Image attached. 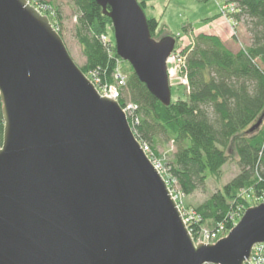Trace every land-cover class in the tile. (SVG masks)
<instances>
[{"label": "water", "instance_id": "1", "mask_svg": "<svg viewBox=\"0 0 264 264\" xmlns=\"http://www.w3.org/2000/svg\"><path fill=\"white\" fill-rule=\"evenodd\" d=\"M95 2L118 57L169 107L176 38L153 39L137 0ZM0 96V264H248L264 244V203L216 244L195 243L122 106L27 0H0Z\"/></svg>", "mask_w": 264, "mask_h": 264}, {"label": "trees", "instance_id": "2", "mask_svg": "<svg viewBox=\"0 0 264 264\" xmlns=\"http://www.w3.org/2000/svg\"><path fill=\"white\" fill-rule=\"evenodd\" d=\"M72 1L78 11L77 37L86 59L80 69L88 78L95 75L102 86L116 85V64L121 59L115 42L104 41L114 33L111 19L95 0ZM151 1L137 0L144 12ZM225 1L235 5L229 18L236 26L244 19L249 22L251 45L232 51L221 37L196 35L192 45L182 51L185 64L181 72L188 81L185 100L172 98L171 105L164 107L127 63L129 75L120 87L119 104L124 107L129 101L137 107L139 122L132 126L133 132L142 146H149L151 157H160V145L173 144L175 150L166 163L172 191L189 197L210 180L219 183L224 166L237 158L239 174L195 208L196 219L188 227L196 244L205 227L210 232L220 230L219 240L226 237L252 208L249 195L264 197V0ZM58 19L56 23L50 18L55 29V24L61 25ZM147 21L152 38L160 40V22L148 17ZM2 110L0 96V149ZM260 119L259 129L250 133Z\"/></svg>", "mask_w": 264, "mask_h": 264}, {"label": "rangeland", "instance_id": "3", "mask_svg": "<svg viewBox=\"0 0 264 264\" xmlns=\"http://www.w3.org/2000/svg\"><path fill=\"white\" fill-rule=\"evenodd\" d=\"M27 1L42 15L47 16L49 19H54L56 23H59L58 18L60 17L61 25L58 26L57 24H55L57 28L56 31L60 30L63 41L74 62L78 67H83L86 63V59L82 53V49L77 37L78 11L73 1ZM223 7V0H152L148 3L147 8L145 9V15L148 18H157L160 21V30H162L163 32V37H178L179 42L181 40L182 46H190L193 43V39L184 31V29H199L202 24L207 22V19H211L215 14H217V12L220 14ZM221 18L223 19V24L225 25L219 26L218 29H222L221 33L224 34L221 37L226 39L225 42L229 49H231L232 51H238L251 45V34L249 33L250 26L248 25V21L244 19L236 26L232 21L228 20L223 15L221 16ZM212 29V26L208 27V29H206L208 31H205L204 34H212ZM233 35H236V40H234V38L232 37ZM104 39L105 41L108 39L107 41L109 42H115L114 33H112L111 31L108 36L104 37ZM127 64L122 60L117 61L116 64V72L120 73V75L125 78V80L129 75V64ZM172 67L174 69H177V62L174 61L172 63ZM89 79L95 85L100 95L103 97L111 96L112 91H115L112 90L104 92L101 87L102 85H100L97 80H95V75H91ZM182 84V77L180 75H177L171 84L173 100H185V90ZM126 102L130 103L129 101ZM174 150L175 149L172 143H165L163 145H160L158 148L160 157L156 158V162L161 167V174L164 179L167 180L168 184L171 182V176L167 170L166 163L171 160V155ZM239 172L240 169L237 166V158H234L222 169V176L219 183L210 180L206 183L204 189L196 191L189 197H184L179 193H175V195L173 194L180 207L184 219H189V223L191 221H194L196 219L195 208L205 203L215 192L222 189L223 186H225L233 178H235L239 174ZM248 199L252 207L257 206L256 204H261V202L264 201V197L258 198L255 193H251ZM207 231H209L208 228H202L203 235H205ZM218 241L220 240H217L216 243ZM210 243V239H207L206 236L205 244L209 245Z\"/></svg>", "mask_w": 264, "mask_h": 264}, {"label": "built area", "instance_id": "4", "mask_svg": "<svg viewBox=\"0 0 264 264\" xmlns=\"http://www.w3.org/2000/svg\"><path fill=\"white\" fill-rule=\"evenodd\" d=\"M223 6L224 7L222 8V11L220 13L221 16L223 15L228 20L232 21V19L229 18V15L234 12L235 5L232 4V3H228L227 1H225V2H223ZM104 41H105V39H104ZM180 44H181V47L180 48H177L176 47V49L174 50V52L170 55V57L168 59V75H169L170 85L172 84V82L174 81V79L176 78V76L177 75H180L182 77V79H183V84L182 85H183V87H186L188 85V81H187V78L182 75V72L181 71H182V68L184 67V64H185V58L182 56V51L187 46L186 45H183L182 46L181 40H180ZM174 61L177 62V64H178L177 69H174L172 67V63ZM95 80H97V82L100 84V81L97 79L96 76H95ZM126 80H125V78H123L120 75V73L117 72V74L115 75L116 85H113V86H107V85L101 86L102 87V90L104 92L115 90L114 92L112 91L111 96H107V98L114 99V100H116L119 103V101L121 99L120 87L121 86H124L126 84ZM122 109H123V111H124V113H125V115L127 117V120L129 122V125L131 126V128L133 130L134 125L138 124V122H139V118L136 115V113H137V107L134 106L131 103L125 102V106L122 107ZM142 148H143L144 152L147 154V156L150 158V160L152 161V163L161 172L160 165H158V163L156 162V159L154 157L153 158L151 157V154L152 153H151V150H150L149 146L144 145V146H142ZM175 193H176L175 191H172V194L175 195ZM185 222H186V224L188 226L189 219L188 220L186 219ZM221 230H222V228H221ZM220 233H221L220 230L213 231V232L207 231L205 233V235H203V233L201 232L200 238H199V244H201V243H204L205 244L206 236H207V239H210V241H211L210 245H212V244L214 245V243H216V241L220 239V237H219V234ZM248 264H264V244L263 245H258V246H256L253 249L252 260Z\"/></svg>", "mask_w": 264, "mask_h": 264}, {"label": "crops", "instance_id": "5", "mask_svg": "<svg viewBox=\"0 0 264 264\" xmlns=\"http://www.w3.org/2000/svg\"><path fill=\"white\" fill-rule=\"evenodd\" d=\"M156 20H158L157 18H154ZM159 21V20H158ZM207 22H205L204 24H202V26L199 27V29L196 30V28H190L188 29V31L186 32L190 37H192V39H194V37L196 35L199 34H204L205 31H208L206 29H208V27L212 26V34H208V35H212V36H218L221 37L224 33L222 32V29H218L219 26L225 25L223 24L224 21L221 18L220 14L217 12V14H215L211 19H207ZM160 22V21H159ZM196 27V26H195ZM224 41L226 39H224L223 37H221ZM226 38V37H225ZM239 51V50H238Z\"/></svg>", "mask_w": 264, "mask_h": 264}]
</instances>
